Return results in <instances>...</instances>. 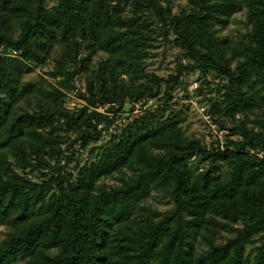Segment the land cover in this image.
Instances as JSON below:
<instances>
[{"label":"trees","instance_id":"trees-1","mask_svg":"<svg viewBox=\"0 0 264 264\" xmlns=\"http://www.w3.org/2000/svg\"><path fill=\"white\" fill-rule=\"evenodd\" d=\"M171 1L0 0V264H264V0Z\"/></svg>","mask_w":264,"mask_h":264},{"label":"rangeland","instance_id":"rangeland-1","mask_svg":"<svg viewBox=\"0 0 264 264\" xmlns=\"http://www.w3.org/2000/svg\"><path fill=\"white\" fill-rule=\"evenodd\" d=\"M172 3V12L174 14L179 13L181 10H186L185 1L183 0H173ZM244 15L243 13L235 15L230 22V25L220 31L222 36H228L231 38H238V32L242 33L244 31ZM161 40V39H160ZM155 49H152V59L148 61L149 70L158 74L159 76L166 77L169 74H175L177 57L179 54V50L174 48L171 45H166L162 41H158L155 43ZM188 62L182 60V64L186 65ZM52 69V64H48L44 67L37 68L33 72L29 73L25 76V80H29L36 83H43L44 80L52 82V80L45 75L47 71ZM198 78V74H192L188 76L187 81L189 82V86L193 84ZM77 87L79 90H82V80L77 81ZM191 92V91H189ZM191 94V93H190ZM181 95V94H180ZM186 103V102H185ZM82 105V102L75 97L74 94L67 95V103L66 106L70 109L79 108ZM205 105V104H204ZM206 106V105H205ZM128 107V106H127ZM103 110V109H102ZM187 128L188 131L195 134L205 142L211 141L212 136L218 135V138L222 137V133H212V131L207 127L206 123L201 118V114L198 111L197 105L194 101L191 104L188 103L187 108ZM212 128V127H211ZM212 134V135H211ZM211 136V137H210ZM160 210L165 209L160 206ZM4 229H0V238L3 236Z\"/></svg>","mask_w":264,"mask_h":264},{"label":"built area","instance_id":"built-area-1","mask_svg":"<svg viewBox=\"0 0 264 264\" xmlns=\"http://www.w3.org/2000/svg\"><path fill=\"white\" fill-rule=\"evenodd\" d=\"M197 87V84L196 83H193L191 86H190V89H195ZM152 103L153 101L152 100H149L147 102H144V101H140V102H136L133 104V110L132 112L129 114H126L124 116L121 117V121L123 123H126L128 120H132V117L133 116H137V115H142L145 111L147 110H150L152 107ZM204 109L203 108H199L198 111L199 113L202 115V117L204 118V120L208 121V116L204 115L203 114V111ZM212 128H214V126L212 125L211 126ZM100 128V126H99Z\"/></svg>","mask_w":264,"mask_h":264}]
</instances>
